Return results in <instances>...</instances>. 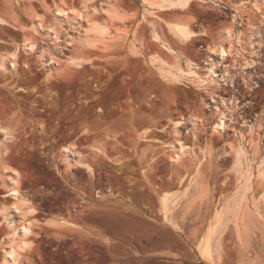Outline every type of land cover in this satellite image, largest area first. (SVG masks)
<instances>
[{"label":"rangeland","instance_id":"1","mask_svg":"<svg viewBox=\"0 0 264 264\" xmlns=\"http://www.w3.org/2000/svg\"><path fill=\"white\" fill-rule=\"evenodd\" d=\"M169 1L0 0V264H264V0Z\"/></svg>","mask_w":264,"mask_h":264},{"label":"bare ground","instance_id":"2","mask_svg":"<svg viewBox=\"0 0 264 264\" xmlns=\"http://www.w3.org/2000/svg\"><path fill=\"white\" fill-rule=\"evenodd\" d=\"M189 1L190 0H170L169 2L171 4H176V5L183 7V6H186ZM57 12H59V13L64 12L65 13L67 11L57 10ZM77 14H79V12H77ZM91 26L94 29H98L97 31H102V32L104 31V30H102V27L97 25V24L92 23ZM174 26H175L174 28H176V30H177V33L180 34V36L182 35L183 38L184 37L188 38L189 36L192 35V32L190 31V29L186 25L175 24ZM229 31L225 32V37L226 38L228 37L231 39V38H233V33H230ZM217 50L219 51V53L221 55H225L227 53L228 48L224 47L222 45H219ZM223 125L224 124H223L222 119H220L216 124V126H218V127H222ZM184 150H185V148L181 146L178 149L179 152L173 156L174 159H178L180 156V153H183ZM11 180H12V182L10 184V188L8 189L7 195L12 196V198L15 201H21L24 196L22 195L21 191H19V189H18L17 178L14 176V177H12ZM24 201H25V199H24ZM13 205H15V208H18V210L21 211V209L19 208L18 205H16V204H13ZM26 212H29V209L25 210L24 213H26ZM32 225H33V222L30 221L28 218L25 217L24 220H22L20 227H18V231L22 234V237L27 236L31 232ZM212 231H213V227L212 226L208 227L204 238H202L203 243L200 242L198 245L202 255L207 257V258H212V252L209 249V245H208V241H209V238H210ZM26 243H27V241L21 240L18 242L16 247L9 244V249L6 250V254L4 257V264H14L17 260L18 250L22 249L26 245Z\"/></svg>","mask_w":264,"mask_h":264}]
</instances>
